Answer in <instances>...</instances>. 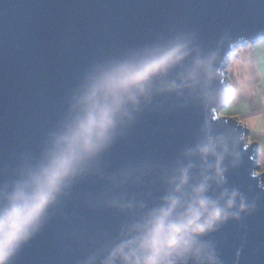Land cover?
I'll return each mask as SVG.
<instances>
[{"label": "water", "instance_id": "95a60500", "mask_svg": "<svg viewBox=\"0 0 264 264\" xmlns=\"http://www.w3.org/2000/svg\"><path fill=\"white\" fill-rule=\"evenodd\" d=\"M176 38L187 42L189 55L159 78L7 264H103L129 225L161 204L180 166L195 165L189 185L197 182L200 158L185 153L209 136L229 149L224 187L238 189L253 207L202 239L218 264H264L257 144L247 142L245 124L218 114L231 93L229 57L264 39V0H0V192L40 161L93 68ZM196 57L205 63L190 86L156 90L181 83ZM218 191L213 185L209 195Z\"/></svg>", "mask_w": 264, "mask_h": 264}, {"label": "clouds", "instance_id": "9594fccd", "mask_svg": "<svg viewBox=\"0 0 264 264\" xmlns=\"http://www.w3.org/2000/svg\"><path fill=\"white\" fill-rule=\"evenodd\" d=\"M188 55L187 42L176 38L157 49L96 66L85 76L68 118L52 135L40 161L22 168L10 190L0 192V264H7L40 228L63 189L110 146L117 128L133 119L132 113L142 98L149 97L159 78ZM204 63L194 58L181 83L169 82L156 90L190 86ZM228 153L221 138L210 136L188 149L185 155H198L201 161L197 182L189 185V170L195 165L180 166L161 204L129 225L125 238L103 264H218L214 250L202 237L253 207L238 189L224 187ZM235 155L238 160L240 154ZM213 185L219 191L209 195Z\"/></svg>", "mask_w": 264, "mask_h": 264}, {"label": "rangeland", "instance_id": "374dc122", "mask_svg": "<svg viewBox=\"0 0 264 264\" xmlns=\"http://www.w3.org/2000/svg\"><path fill=\"white\" fill-rule=\"evenodd\" d=\"M224 79L231 93L227 102L218 110L219 115L232 116L245 124L246 139L257 143L256 164L264 170V152L258 150L260 133L264 126V112H261L259 94L264 91V39L237 46L224 68ZM264 140V138H263Z\"/></svg>", "mask_w": 264, "mask_h": 264}, {"label": "crops", "instance_id": "0c3cea01", "mask_svg": "<svg viewBox=\"0 0 264 264\" xmlns=\"http://www.w3.org/2000/svg\"><path fill=\"white\" fill-rule=\"evenodd\" d=\"M259 103H260V106H261V109L260 111L261 112H264V91H262L260 94H259ZM262 131L264 132V126L263 128H261L260 130V133H262ZM262 139L260 141H258V150L261 151L262 153L264 152V135L263 137H261ZM257 144V143H256Z\"/></svg>", "mask_w": 264, "mask_h": 264}]
</instances>
